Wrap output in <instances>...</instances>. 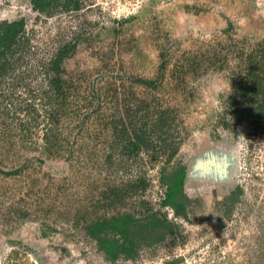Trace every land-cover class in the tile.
Returning <instances> with one entry per match:
<instances>
[{
  "label": "rangeland",
  "instance_id": "rangeland-1",
  "mask_svg": "<svg viewBox=\"0 0 264 264\" xmlns=\"http://www.w3.org/2000/svg\"><path fill=\"white\" fill-rule=\"evenodd\" d=\"M250 1L264 23V0ZM161 2L60 0L39 11L0 0V22L24 19L0 55V264H264V118L246 111L237 122L230 111L235 54L264 55V24L255 37L232 30L231 47L212 39L221 29L202 34L209 41L190 51L157 24ZM223 44L226 60L209 62ZM159 112L164 133L151 130ZM140 133L149 142L130 153L127 139ZM163 137L178 143L170 158ZM208 145L234 158L228 193L190 178L186 219L167 206L169 217L161 174ZM152 212L174 231L133 259L110 262L86 231L98 219Z\"/></svg>",
  "mask_w": 264,
  "mask_h": 264
},
{
  "label": "trees",
  "instance_id": "trees-1",
  "mask_svg": "<svg viewBox=\"0 0 264 264\" xmlns=\"http://www.w3.org/2000/svg\"><path fill=\"white\" fill-rule=\"evenodd\" d=\"M30 1L32 8L39 11H46L55 6L60 0ZM76 4L77 2H75L74 7L77 6ZM23 25V18L0 22V55L8 51L14 44L16 35L23 29ZM221 35L226 36V38L223 39V36H215L212 39L216 38V42L218 43L225 41L228 43V46L233 45L234 36L228 27L221 30ZM200 41L206 43L209 40ZM228 46L223 44V48L221 47L220 50L217 48L213 50L212 55L209 59L207 58L209 62L217 64L219 61L226 60L230 52ZM221 49L226 50V52L223 53ZM65 50L66 47L60 48L53 60V67L57 72L59 71L60 59L64 55ZM259 50H262V48ZM244 55V53L241 54V48L235 54V68L238 69V72L235 74L236 76H233V88L239 98L237 97L230 103V111L237 122L240 121L246 111L253 113L258 119L264 118V55L261 54L258 57L254 53H250L245 58ZM255 57L258 58L257 61L254 60ZM191 61H193L191 58L185 59L187 66L191 65ZM241 69H245V71L242 72L240 71ZM139 81L143 82L142 79H139ZM146 83L151 84V81H146ZM258 96L259 98H257ZM244 100L247 102L243 103L242 101ZM163 114L164 112H159L157 119L151 122L152 131L164 133L163 126L167 124V120H163ZM148 142V138H145L140 133L136 134L134 138H128L127 145L125 144L124 147L130 153H133L137 152L143 145L148 144ZM162 142L163 144L160 145V148L162 147L161 150L166 152L167 147H169L170 152L168 158L172 157L178 149V143L168 142V138L166 137H163ZM178 162L168 172L161 174V181L165 184L166 190L160 201V205L172 207L176 216H182L186 219V205L190 202L183 191L186 165ZM238 193H240V189L236 188L233 194L237 195ZM86 231L97 242L98 250L103 252L105 258L110 262H114L120 257L125 259L135 258L138 255L139 247L160 242L166 231H174V224L167 222L166 218H160L157 212L146 215L144 219L134 218L133 214H123L93 221L86 226Z\"/></svg>",
  "mask_w": 264,
  "mask_h": 264
},
{
  "label": "crops",
  "instance_id": "crops-1",
  "mask_svg": "<svg viewBox=\"0 0 264 264\" xmlns=\"http://www.w3.org/2000/svg\"><path fill=\"white\" fill-rule=\"evenodd\" d=\"M155 7L158 11L155 16L157 24L158 21H162L161 27L173 36L180 38L179 41L187 40L189 48L194 47V43L205 40L202 38V34H210L216 29L223 30L228 27L231 31H235L237 37H255L254 34L259 26L264 24L263 18L250 0H165V2L156 4ZM160 12L162 13L160 14ZM221 36L223 39L226 38L224 35ZM195 143L194 145H196ZM220 148L225 149L223 145H208L204 150L197 152L185 164L187 170H192V164L200 153L208 149ZM180 153L179 151L178 155ZM182 162L185 163L186 160L182 158ZM189 180L190 178H188ZM209 182L212 188L220 186L222 190L219 192L222 195L228 193L227 179ZM223 189L226 191L223 192Z\"/></svg>",
  "mask_w": 264,
  "mask_h": 264
},
{
  "label": "water",
  "instance_id": "water-1",
  "mask_svg": "<svg viewBox=\"0 0 264 264\" xmlns=\"http://www.w3.org/2000/svg\"><path fill=\"white\" fill-rule=\"evenodd\" d=\"M233 168H235L234 158L228 151L224 148L208 149L196 157L192 164V170L187 172L184 182L188 178L195 177L210 178L212 180H228L231 178Z\"/></svg>",
  "mask_w": 264,
  "mask_h": 264
},
{
  "label": "built area",
  "instance_id": "built-area-1",
  "mask_svg": "<svg viewBox=\"0 0 264 264\" xmlns=\"http://www.w3.org/2000/svg\"><path fill=\"white\" fill-rule=\"evenodd\" d=\"M166 209L168 210V216L171 217L173 215L172 209H169L167 206Z\"/></svg>",
  "mask_w": 264,
  "mask_h": 264
}]
</instances>
